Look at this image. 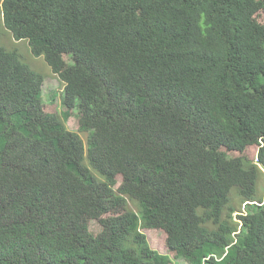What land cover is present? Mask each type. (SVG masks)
<instances>
[{"label": "trees", "instance_id": "16d2710c", "mask_svg": "<svg viewBox=\"0 0 264 264\" xmlns=\"http://www.w3.org/2000/svg\"><path fill=\"white\" fill-rule=\"evenodd\" d=\"M261 13L264 0H0V36L65 85L46 113L44 77L0 45V264H264ZM75 111L86 142L66 127Z\"/></svg>", "mask_w": 264, "mask_h": 264}, {"label": "rangeland", "instance_id": "374dc122", "mask_svg": "<svg viewBox=\"0 0 264 264\" xmlns=\"http://www.w3.org/2000/svg\"><path fill=\"white\" fill-rule=\"evenodd\" d=\"M258 20L262 23H264V13H261L258 17ZM0 45L4 46L7 50H13L16 49L23 60H25V63L28 64V66L34 70L35 72L41 74L44 77V85H43V96L42 99L45 104L44 111L49 114H55L60 115L61 112V100L63 98V90H64V84L56 77L52 70L48 67V65L44 62L43 58H34L30 55V53L27 50V44L25 42H17L14 40V38L11 36L10 33H8L6 30L2 33L0 36ZM78 113L75 111V114L73 118H70L66 124V127L69 131H73L74 133H78L79 123L78 119L74 118ZM84 142H86L87 134L78 133ZM246 155L249 157V159L254 160L256 159L258 148L256 146L250 147L246 150ZM235 156H239L238 153H232ZM119 182H121V178L118 179ZM257 196L258 199L264 200V172L261 173L260 178L257 183ZM233 199V205L236 206L238 213H235L234 217L236 215H239V211L244 212V207L240 206L239 199L232 196ZM128 210L132 212H138V207L135 202L130 201L128 202ZM108 217V216H106ZM236 219V218H235ZM237 220V219H236ZM90 231L94 236H97L101 232L100 225L98 221H90L89 222ZM144 233L148 239V242L150 243V247L153 250L158 251L161 254H167L168 249L166 246V234L162 230H144ZM177 263V262H176ZM179 264V263H178Z\"/></svg>", "mask_w": 264, "mask_h": 264}, {"label": "clouds", "instance_id": "9594fccd", "mask_svg": "<svg viewBox=\"0 0 264 264\" xmlns=\"http://www.w3.org/2000/svg\"><path fill=\"white\" fill-rule=\"evenodd\" d=\"M64 84V83H63ZM64 88H65V85H64ZM63 93V92H62ZM44 108H45V104H44ZM43 108V109H44ZM74 116V115H73ZM73 118V117H72ZM74 118H76L77 119V117L75 116ZM71 120V119H70ZM75 133H77V132H75ZM81 137V136H80ZM257 148H258V151H259V147L258 146H256ZM257 155H258V153H257ZM256 158H257V156H256ZM261 169L263 170V168L261 167ZM264 171V170H263ZM99 223V222H98ZM100 225V224H99ZM100 228H101V226H100ZM101 231H102V228H101Z\"/></svg>", "mask_w": 264, "mask_h": 264}]
</instances>
